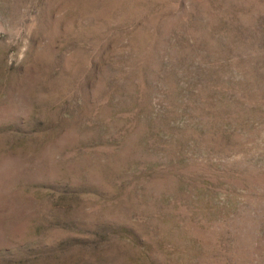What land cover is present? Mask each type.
I'll list each match as a JSON object with an SVG mask.
<instances>
[{
  "label": "rangeland",
  "instance_id": "374dc122",
  "mask_svg": "<svg viewBox=\"0 0 264 264\" xmlns=\"http://www.w3.org/2000/svg\"><path fill=\"white\" fill-rule=\"evenodd\" d=\"M0 264H264V0H0Z\"/></svg>",
  "mask_w": 264,
  "mask_h": 264
}]
</instances>
